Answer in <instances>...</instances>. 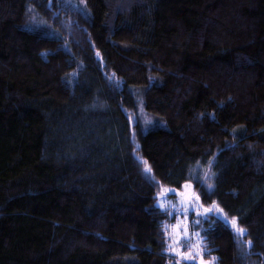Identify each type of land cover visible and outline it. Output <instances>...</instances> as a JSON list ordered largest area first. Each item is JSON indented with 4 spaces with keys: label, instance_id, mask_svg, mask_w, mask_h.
Instances as JSON below:
<instances>
[{
    "label": "trees",
    "instance_id": "obj_1",
    "mask_svg": "<svg viewBox=\"0 0 264 264\" xmlns=\"http://www.w3.org/2000/svg\"><path fill=\"white\" fill-rule=\"evenodd\" d=\"M184 196L264 264V0H0V264H179Z\"/></svg>",
    "mask_w": 264,
    "mask_h": 264
},
{
    "label": "rangeland",
    "instance_id": "obj_2",
    "mask_svg": "<svg viewBox=\"0 0 264 264\" xmlns=\"http://www.w3.org/2000/svg\"><path fill=\"white\" fill-rule=\"evenodd\" d=\"M159 198L160 207L169 208L174 212L181 213L177 222L169 230L171 254L177 259L179 264H182L183 261L191 264H213L214 259L211 258L204 261L198 256L200 251L199 239L197 235L190 231L188 220V216L190 217L192 213L198 215V211H196V206L192 200L185 196L177 198L176 202H172L173 199L164 200L161 197ZM195 253L197 257L192 256ZM187 256H191L192 258H185Z\"/></svg>",
    "mask_w": 264,
    "mask_h": 264
},
{
    "label": "snow or ice",
    "instance_id": "obj_3",
    "mask_svg": "<svg viewBox=\"0 0 264 264\" xmlns=\"http://www.w3.org/2000/svg\"><path fill=\"white\" fill-rule=\"evenodd\" d=\"M98 55H99V53H98ZM145 164H147V162L145 161L144 162ZM144 171L146 172V173H150L151 172V169L149 168V167H145V169H144ZM185 187H188L187 185L185 186ZM169 191H174V190H169ZM161 206H163V205H161ZM232 226L234 227V228H236V231L239 233V234H243V229H241V228H238V227H236V221L235 220H233L232 221ZM198 235V234H197ZM174 250V249H173ZM185 258H187V259H191L192 257L191 256H187V257H185ZM213 259H215V258H213Z\"/></svg>",
    "mask_w": 264,
    "mask_h": 264
}]
</instances>
